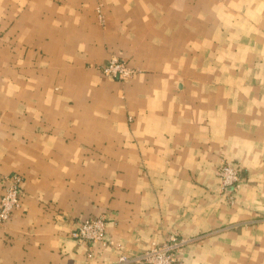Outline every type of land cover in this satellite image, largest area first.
Instances as JSON below:
<instances>
[{
    "label": "crops",
    "instance_id": "1",
    "mask_svg": "<svg viewBox=\"0 0 264 264\" xmlns=\"http://www.w3.org/2000/svg\"><path fill=\"white\" fill-rule=\"evenodd\" d=\"M16 174L0 264H119L171 234L178 264H264V0H0V198ZM98 216L107 245L73 235Z\"/></svg>",
    "mask_w": 264,
    "mask_h": 264
},
{
    "label": "built area",
    "instance_id": "2",
    "mask_svg": "<svg viewBox=\"0 0 264 264\" xmlns=\"http://www.w3.org/2000/svg\"><path fill=\"white\" fill-rule=\"evenodd\" d=\"M102 17V9L97 8ZM105 75L113 76L119 80H126L133 76L137 69L127 59L112 56L101 67ZM242 169L227 161L218 167L217 174L221 178L223 192L230 203L236 201L235 191L242 181ZM23 177L20 174L4 178V192L0 198V225L8 223L14 212L21 207V184ZM79 240L98 242L107 245V220L104 217H88L83 220L73 233ZM188 240L171 234L163 242H152L151 245L136 256L122 255L119 264H178L179 251Z\"/></svg>",
    "mask_w": 264,
    "mask_h": 264
},
{
    "label": "rangeland",
    "instance_id": "3",
    "mask_svg": "<svg viewBox=\"0 0 264 264\" xmlns=\"http://www.w3.org/2000/svg\"><path fill=\"white\" fill-rule=\"evenodd\" d=\"M242 179H243V177H242ZM241 182H242V181H241ZM240 187H241V184H240V186L237 188V190L235 191V197H236V193L238 192V190L240 189ZM259 220L262 221V222H264V215H263L262 217H260Z\"/></svg>",
    "mask_w": 264,
    "mask_h": 264
}]
</instances>
